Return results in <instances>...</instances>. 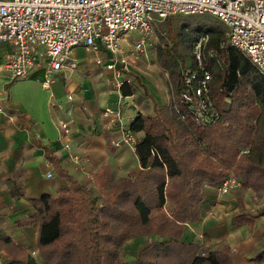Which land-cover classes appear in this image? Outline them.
I'll return each instance as SVG.
<instances>
[{"label":"trees","instance_id":"1","mask_svg":"<svg viewBox=\"0 0 264 264\" xmlns=\"http://www.w3.org/2000/svg\"><path fill=\"white\" fill-rule=\"evenodd\" d=\"M222 38V32L213 35L203 52V65L211 75V97L220 116L215 124L202 128L185 115L180 119L181 72L196 69V63L191 57L181 64L160 50L156 54L158 63L174 79L177 104L171 110L155 105L154 116L131 121L130 131L143 133L135 146L140 164L135 174L116 179L110 166L104 165L91 175V185H86L47 155L67 186L33 201L35 215L21 223L39 224L37 250L41 264H232L225 243L207 248L182 240L185 227L200 220L205 186L234 178L242 188L264 190L262 154L252 155L255 149H264V137L256 138L255 129L243 122L234 123L225 108L243 77L255 75L262 82L264 77L229 45L220 48L225 42ZM130 89L124 78L121 95H132ZM244 148L250 151L245 154ZM262 216L264 206L255 213L236 215L232 225H252ZM134 239L145 243L134 259L123 260L125 245ZM250 262L264 264V231ZM3 264L37 261L21 250L12 252Z\"/></svg>","mask_w":264,"mask_h":264},{"label":"crops","instance_id":"2","mask_svg":"<svg viewBox=\"0 0 264 264\" xmlns=\"http://www.w3.org/2000/svg\"><path fill=\"white\" fill-rule=\"evenodd\" d=\"M123 46L126 58L132 63L128 64L122 80L127 79L132 95L120 97L113 90L111 73L104 68L110 59L103 52L94 54L74 49L72 56L77 62H80L79 55L84 54L93 62L99 57L103 66H98L97 72H90V76H80L75 71L56 73L52 77L53 84L46 90L41 85L42 71L14 82L9 80L1 66L11 47L0 43V264L6 262L12 252L37 250L39 224L21 223L35 215L33 201L67 186L47 155L86 185H91V175L104 165L110 166L116 179L131 176L140 169L138 158L128 147H114L120 132L117 126L109 124L105 110L121 112L124 124L129 126L139 116H154L155 105L170 110L176 107L170 73L160 67L156 54L145 48L143 52L134 53L137 58L133 61L132 44L126 42ZM147 47H151V43ZM240 58L245 60L242 55ZM68 95L73 97L71 103L66 101ZM50 101L52 107H49ZM69 108L73 110L74 120L68 154L63 150L64 142L54 120L63 118ZM225 108L234 123L243 122L255 129L256 138L264 137V82L257 76L243 77L227 99ZM142 136L143 133L136 134L138 139ZM249 151V148L242 149L245 154ZM255 152H261L264 167V149H255L253 156ZM48 173L52 174L51 179L46 178ZM220 187L221 184L205 186L200 220L185 227L182 240L198 242L207 248L225 243L230 249L232 264H252V253L260 247L264 216L254 220L252 225L233 226L232 219L263 207L264 190L239 187L219 195Z\"/></svg>","mask_w":264,"mask_h":264},{"label":"built area","instance_id":"3","mask_svg":"<svg viewBox=\"0 0 264 264\" xmlns=\"http://www.w3.org/2000/svg\"><path fill=\"white\" fill-rule=\"evenodd\" d=\"M190 16H209L219 21L225 27V42L220 48L229 45L264 77V0L0 1V43L11 47L1 68L11 82L42 71V88L49 90L54 74L77 70L78 62L72 56L74 49L81 48L94 54L103 52L110 59L104 68L111 73L113 90L121 97L123 72L130 64L123 46L126 35L131 32L141 35L132 46L134 61L137 58L134 53L143 52L150 45L155 23ZM209 40L207 33H201L192 44L196 69L181 72L183 90L179 103L183 112H177L180 119L187 116L202 128L215 124L220 118L211 97V75L203 65V52ZM210 56L213 58L215 54L210 52ZM94 64L103 66L99 57L94 59ZM50 99H53L52 94ZM66 101L71 103L72 95H68ZM49 107H52L51 101ZM105 115L109 124L117 126L120 132L114 147L135 151L138 139L124 124L121 112L106 109ZM62 117L56 118L54 125L64 142L63 150L69 154L73 110L69 108ZM46 178L51 179L52 174L48 173ZM239 187L236 179L229 178L222 182L218 194L226 195L230 189ZM29 255L41 264L38 250L30 251Z\"/></svg>","mask_w":264,"mask_h":264},{"label":"rangeland","instance_id":"4","mask_svg":"<svg viewBox=\"0 0 264 264\" xmlns=\"http://www.w3.org/2000/svg\"><path fill=\"white\" fill-rule=\"evenodd\" d=\"M203 25L205 26L203 27ZM220 32L223 33L222 39H224L225 27L219 21L209 16L173 17L161 23H156L150 35L151 47H146L145 50L152 54H157V52L161 50L165 55L166 53L171 54L175 61L178 59L181 64H186V61H189L191 57H193L194 61L192 42H194L201 33H207L211 38L213 35ZM140 38L141 35L139 33L131 32L126 35V42L134 46L136 41ZM78 58L80 62L78 61L79 65L75 72H78L80 76L81 74L89 75L92 71H98L99 67L94 64L92 59L87 58L84 54H80ZM247 78H250L249 75ZM263 228L264 225H261V229ZM261 229L258 228L259 231ZM144 243V240L127 243L124 248L125 251L122 253V259H134Z\"/></svg>","mask_w":264,"mask_h":264}]
</instances>
